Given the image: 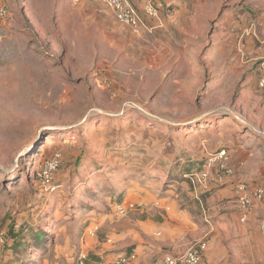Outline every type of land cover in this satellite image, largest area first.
<instances>
[{
    "label": "rangeland",
    "instance_id": "rangeland-1",
    "mask_svg": "<svg viewBox=\"0 0 264 264\" xmlns=\"http://www.w3.org/2000/svg\"><path fill=\"white\" fill-rule=\"evenodd\" d=\"M90 2L0 0V264H264V0Z\"/></svg>",
    "mask_w": 264,
    "mask_h": 264
},
{
    "label": "built area",
    "instance_id": "built-area-1",
    "mask_svg": "<svg viewBox=\"0 0 264 264\" xmlns=\"http://www.w3.org/2000/svg\"><path fill=\"white\" fill-rule=\"evenodd\" d=\"M106 4L109 8L114 11L116 18L122 22L132 26L136 30L147 29L149 24L147 22L146 16L150 18H157L159 15L156 0H143L144 10L137 6L133 0H100ZM163 3L173 4L175 0H160ZM258 64V84L263 89L264 88V55L257 60ZM219 155V160L216 161L220 163L222 169L230 172L227 169L228 160H225ZM121 213H125L126 209L121 208ZM207 248L206 243H200L197 246L190 248L185 255L179 257L172 254H166L157 260L154 264H205L204 262V252ZM127 262L126 258H121L116 261L115 264H125Z\"/></svg>",
    "mask_w": 264,
    "mask_h": 264
},
{
    "label": "crops",
    "instance_id": "crops-1",
    "mask_svg": "<svg viewBox=\"0 0 264 264\" xmlns=\"http://www.w3.org/2000/svg\"><path fill=\"white\" fill-rule=\"evenodd\" d=\"M91 2L89 3L90 4V12H91V18L93 17V18H96L97 20H99V21H101L102 23H110L111 22V20L113 21H115V22H117L118 23V21H117V18H116V16H115V14L110 10V9H108L104 4H102L103 2H101L100 0H90ZM134 1V0H133ZM136 1V2H135ZM134 2L135 3H137V4H143V0H135ZM242 5V4H241ZM230 15H232V16H229V17H235V16H233L234 14H230ZM154 19H157V18H154ZM152 20L151 22H154V23H156V20ZM238 28H240V26H237ZM240 30H242L241 28L240 29H233V30H231L230 31V35H231V37H232V43H233V45H234V41L235 40H238V38H239V32H240ZM231 43V42H230ZM231 43V44H232ZM263 45H262V47L264 46V43H262ZM255 56H257L256 58H255V61H257L261 56H263L264 55V48L263 49H260L259 48V50H258V52H256L255 54H254ZM236 57H238L237 55H236ZM254 60V58H251V60ZM259 101H261V100H259ZM259 101H255L256 103H258ZM260 103V102H259ZM261 106H262V109L263 110H259V111H257L258 113H255V118H256V120L258 119V120H260L261 119V116H260V114L262 113V111H264V98H263V100H262V104H261ZM264 118V117H263ZM260 126H262V128H263V130H264V125H262V124H260ZM253 141V140H252ZM263 148V147H262ZM262 148H260L259 150H261ZM239 150H240V152L242 153V154H246V152H249L248 154L250 155V151L249 150H245V148H243L242 147V145H241V147H239L238 148ZM261 152V151H260ZM262 153V152H261ZM240 154H238V152H236L235 151V155L233 156V162H234V164L236 165V166H239V165H241V163L242 162H240V160H241V157L239 156ZM258 155H260V154H258ZM238 168V167H237ZM256 178H258V177H256ZM258 183H260V182H258ZM258 183H256V184H253V185H255V186H257L258 185ZM206 260V259H205ZM206 262L207 263H209L207 260H206Z\"/></svg>",
    "mask_w": 264,
    "mask_h": 264
}]
</instances>
